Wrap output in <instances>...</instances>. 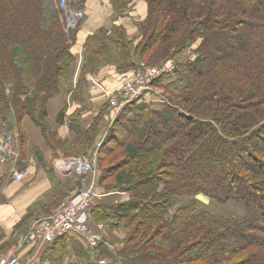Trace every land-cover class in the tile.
Returning <instances> with one entry per match:
<instances>
[{"label": "trees", "instance_id": "obj_1", "mask_svg": "<svg viewBox=\"0 0 264 264\" xmlns=\"http://www.w3.org/2000/svg\"><path fill=\"white\" fill-rule=\"evenodd\" d=\"M58 2L0 0V119H14L2 133L15 126L20 150L19 161L5 165L0 195L23 166L22 119L44 117L75 63L72 45L84 19L68 28ZM109 2L118 18L145 4L134 14L138 35L129 39L121 23L89 35L81 81L106 65L133 75L142 63L172 59L174 67L125 106L99 148L95 190L116 199L92 202L90 222L93 212L102 228L116 227L123 245L83 251L86 264H264V0ZM79 181L77 172L66 183L54 179L0 251L67 200ZM200 195L236 210L213 211ZM65 235L47 243L42 260L59 264L55 252Z\"/></svg>", "mask_w": 264, "mask_h": 264}, {"label": "crops", "instance_id": "obj_2", "mask_svg": "<svg viewBox=\"0 0 264 264\" xmlns=\"http://www.w3.org/2000/svg\"><path fill=\"white\" fill-rule=\"evenodd\" d=\"M77 1L80 3L79 10L85 13V18L78 28L77 38L72 45L75 63L70 68V76L63 82L61 91L49 99L47 112L42 119L34 120L26 116L20 124L26 134L25 159L21 168L24 178L20 181L10 179L0 195V228L9 235L4 240L11 236L14 226L25 216L28 209L53 187L54 179L66 183L67 179L77 172V164L73 162L75 158L80 159L81 162L89 160L97 164L100 148L98 143L106 137L111 127L109 108L105 109L103 116L101 111L106 107L109 94L118 90L124 82L133 77V71L121 73L116 66L106 65L95 74L88 73L85 82L81 81L86 63L85 43L88 36L98 29L102 27L111 29L119 23L127 26L129 39L134 38L138 35L134 20H138L140 16L134 14L138 12L143 14L146 10L145 4L139 2L130 17L118 18L109 0H86L85 3L82 0L75 2ZM78 89L81 91L74 94ZM2 116L0 114V117ZM3 123L11 127L14 119L7 117L5 122L0 119V135L5 129ZM95 124V132H89ZM94 171L97 176L98 165L94 167ZM6 172L7 166L0 164V177ZM77 189L78 186L68 193L72 194ZM112 194L103 189H96L93 206L116 199L112 198L114 196ZM91 214L87 235L70 233L60 240L55 252L59 264H79V258L80 264H86L88 261L82 256V252L87 251L89 255L90 250L103 242L113 250L122 246L120 231L110 224L104 228L100 227L101 223L93 217V212ZM98 235L101 237L100 240L93 241ZM16 245L19 248L17 253L22 264H39L40 261L53 264L50 259L42 260L52 244L37 242L22 244L21 241L15 242L4 254L2 253L0 264ZM33 256H36V260L32 259ZM100 262L106 263L104 259Z\"/></svg>", "mask_w": 264, "mask_h": 264}, {"label": "built area", "instance_id": "obj_3", "mask_svg": "<svg viewBox=\"0 0 264 264\" xmlns=\"http://www.w3.org/2000/svg\"><path fill=\"white\" fill-rule=\"evenodd\" d=\"M58 6L65 13L68 28L75 27L80 20L84 19V11L74 10L70 6V0H59ZM173 67L174 61L172 59H167L160 64L152 66L142 63L141 67L135 71L133 77L124 82L119 90H116L111 96L109 106L111 125L126 105L152 89L151 82ZM18 136V130L15 126L9 132L0 135V164L8 165L19 161ZM104 139L98 143L99 147ZM73 162L77 164L76 171L82 174L81 187L56 207L51 214L37 219L27 234L22 236L20 240L22 244L25 242L46 244L65 234L87 235L89 233V208L94 199L96 174L94 167H92V161L81 162L80 159L75 158ZM23 178L24 174L22 171L16 170L14 172L13 179L20 181ZM100 238L98 235L97 238H93V241L96 239L100 240ZM18 249V245L13 247L3 258L1 264H22L17 253ZM32 259L36 260V256H33ZM39 264H47V262L40 261Z\"/></svg>", "mask_w": 264, "mask_h": 264}, {"label": "rangeland", "instance_id": "obj_4", "mask_svg": "<svg viewBox=\"0 0 264 264\" xmlns=\"http://www.w3.org/2000/svg\"><path fill=\"white\" fill-rule=\"evenodd\" d=\"M76 0H70V6L72 7L73 6V2H75ZM82 1H84V3L86 2V0H82ZM88 1V0H87ZM83 11V10H82ZM186 53L188 54V53H190V57H191V55H192V53L190 52V50H187L186 51ZM184 61V60H183ZM146 65V64H145ZM156 65V64H155ZM147 66H149V65H147ZM150 66H152V65H150ZM79 91H81V90H79ZM158 91H160V92H162L163 91V89L162 88H159L158 89ZM115 91H113L111 94H109V97H108V101L111 99V96H112V94L114 93ZM78 94V93H77ZM155 98V95H153V94H151V96L149 97V100L150 101H153V99ZM108 101L106 102L107 104H106V107L108 108V105H109V103H108ZM128 117L129 118H133L134 117V114L133 113H130L129 115H128ZM92 127H93V125H92ZM91 127V128H92ZM108 134V133H107ZM107 134H106V137L105 138H107ZM97 165H98V162H97V164H93L92 163V167H97ZM77 174L79 175V177H80V181H79V184H78V189L81 187V185H82V174H80V173H78L77 172ZM198 198H199V200L200 201H202L206 206H208L211 210H213V211H217V212H221V213H227L228 214V212H233V210H236L235 208H233V207H231V206H223V205H213V204H210V200L208 199V198H206V197H204V196H202V195H200V196H198ZM238 211H239V209H238ZM4 231V236L0 239V247H2L3 249L5 248L4 247V241L5 242H8L12 237H14L15 236V234H13V236H12V234H11V236L7 239V240H4L6 237H8L9 235L7 234V232L5 231V230H3ZM2 235V234H1ZM120 238H122V236H119ZM80 242V241H79ZM14 244V243H13ZM121 245H123V241L121 242ZM4 252L5 251H0V258H1V256L4 254ZM3 253V254H2ZM80 262H81V259L79 258V264H80Z\"/></svg>", "mask_w": 264, "mask_h": 264}]
</instances>
